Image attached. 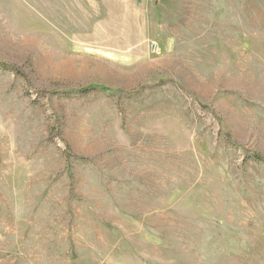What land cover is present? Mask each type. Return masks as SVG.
I'll use <instances>...</instances> for the list:
<instances>
[{
  "label": "rangeland",
  "instance_id": "374dc122",
  "mask_svg": "<svg viewBox=\"0 0 264 264\" xmlns=\"http://www.w3.org/2000/svg\"><path fill=\"white\" fill-rule=\"evenodd\" d=\"M256 155L264 0H0V264H264Z\"/></svg>",
  "mask_w": 264,
  "mask_h": 264
},
{
  "label": "trees",
  "instance_id": "16d2710c",
  "mask_svg": "<svg viewBox=\"0 0 264 264\" xmlns=\"http://www.w3.org/2000/svg\"><path fill=\"white\" fill-rule=\"evenodd\" d=\"M96 90H101V91H104V92L107 91V89L106 88H103V87H89V88H86V89H81L79 91V93L80 94H87L89 92L96 91ZM254 158L257 161H261V162L264 161V159H262L260 156H257V155Z\"/></svg>",
  "mask_w": 264,
  "mask_h": 264
}]
</instances>
